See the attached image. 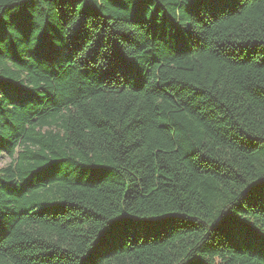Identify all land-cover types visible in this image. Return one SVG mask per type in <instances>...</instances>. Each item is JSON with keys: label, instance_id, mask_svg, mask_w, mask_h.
<instances>
[{"label": "trees", "instance_id": "1", "mask_svg": "<svg viewBox=\"0 0 264 264\" xmlns=\"http://www.w3.org/2000/svg\"><path fill=\"white\" fill-rule=\"evenodd\" d=\"M0 264H264V0H0Z\"/></svg>", "mask_w": 264, "mask_h": 264}, {"label": "rangeland", "instance_id": "2", "mask_svg": "<svg viewBox=\"0 0 264 264\" xmlns=\"http://www.w3.org/2000/svg\"><path fill=\"white\" fill-rule=\"evenodd\" d=\"M9 159L4 156V155H0V167H4L8 164Z\"/></svg>", "mask_w": 264, "mask_h": 264}]
</instances>
